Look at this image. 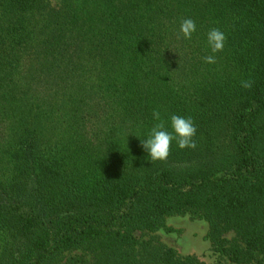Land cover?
Wrapping results in <instances>:
<instances>
[{"label": "trees", "instance_id": "1", "mask_svg": "<svg viewBox=\"0 0 264 264\" xmlns=\"http://www.w3.org/2000/svg\"><path fill=\"white\" fill-rule=\"evenodd\" d=\"M154 110L197 147L152 163ZM187 213L264 264V0H0V264H208L136 235Z\"/></svg>", "mask_w": 264, "mask_h": 264}, {"label": "clouds", "instance_id": "2", "mask_svg": "<svg viewBox=\"0 0 264 264\" xmlns=\"http://www.w3.org/2000/svg\"><path fill=\"white\" fill-rule=\"evenodd\" d=\"M196 30L197 28L194 20L190 18L182 19L177 38L191 40L192 35L196 32ZM225 41V34L218 28H212L207 33V46L212 54L203 58L205 63H216L215 54L223 51ZM253 83L254 81L250 79L242 80L241 87L251 89L253 87ZM152 116L155 123L147 133V138L141 139V147L148 153L152 163L167 160L173 141H175L176 145L180 149H195L197 147L194 140L197 129L191 117L185 118L175 114L171 115V131H169L159 110H154Z\"/></svg>", "mask_w": 264, "mask_h": 264}, {"label": "rangeland", "instance_id": "3", "mask_svg": "<svg viewBox=\"0 0 264 264\" xmlns=\"http://www.w3.org/2000/svg\"><path fill=\"white\" fill-rule=\"evenodd\" d=\"M208 230L209 225L205 219L187 213L167 216L163 226L157 231H138L136 235L141 239L154 238L161 241L182 255L195 254L208 264L219 261L231 264L213 250Z\"/></svg>", "mask_w": 264, "mask_h": 264}]
</instances>
